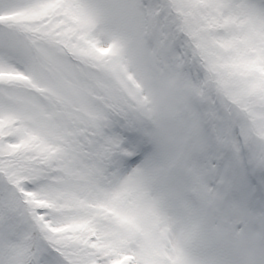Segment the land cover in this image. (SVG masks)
Returning <instances> with one entry per match:
<instances>
[{"label": "snow or ice", "instance_id": "1", "mask_svg": "<svg viewBox=\"0 0 264 264\" xmlns=\"http://www.w3.org/2000/svg\"><path fill=\"white\" fill-rule=\"evenodd\" d=\"M0 264H264V0H0Z\"/></svg>", "mask_w": 264, "mask_h": 264}]
</instances>
